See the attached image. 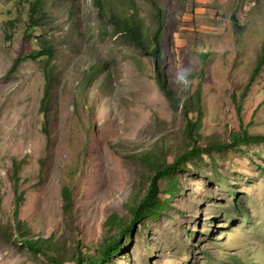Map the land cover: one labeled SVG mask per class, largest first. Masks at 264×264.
<instances>
[{"label": "rangeland", "instance_id": "obj_1", "mask_svg": "<svg viewBox=\"0 0 264 264\" xmlns=\"http://www.w3.org/2000/svg\"><path fill=\"white\" fill-rule=\"evenodd\" d=\"M44 1L45 21L26 40L19 14L3 30L10 3L0 0V264H84L123 226L101 264H264V141L231 140L264 136V64L250 79L264 50V0H103L102 16L95 0ZM152 1L165 15V80L187 99L201 87L196 132L224 146L168 175L157 171L190 150L196 113L170 105L153 58L109 19L128 16L150 44ZM38 35L54 51L47 115L39 62L11 71ZM153 182L158 207H143L132 225Z\"/></svg>", "mask_w": 264, "mask_h": 264}, {"label": "trees", "instance_id": "obj_2", "mask_svg": "<svg viewBox=\"0 0 264 264\" xmlns=\"http://www.w3.org/2000/svg\"><path fill=\"white\" fill-rule=\"evenodd\" d=\"M9 7L6 10V17L2 19V23L6 25L3 30L7 32V27H13L16 23V14H19L24 17L25 20V30H24V39H30V36L33 33H36L37 29L39 30L42 27V24L45 21L46 13L44 10V0H9ZM95 4L97 6L98 13L100 16L104 13V3L103 0H95ZM152 5L155 10V30L154 32H149V42L150 44H147L146 37L142 33V30L139 25L134 24L128 16L120 17L117 14H114V12H111L109 14V19L116 28V31L118 33L124 34L135 46L139 47L142 51L146 50L148 51L149 55L153 58L154 64L156 66V72L158 75V78L163 82V86L165 89V96L168 98L170 105L173 107H183V111L187 113H196L197 119L192 123L189 122L188 127V136L190 143H193L190 150L182 155V157L176 158V160L168 165L165 168L160 169L159 175H168V172H171L172 169L176 170L177 168H180L182 166V163L186 159H191L192 157H198L202 153L208 154L211 150L217 149L221 150L223 149V145H220L218 142H203L201 139V135L196 132L198 126H199V114L200 111V99H199V93L201 87L196 84V90L194 95L187 99L184 92H183V85L178 84L177 86H173L172 84L168 83L167 80H165L164 76V69L161 68V63L163 61L162 57V42H161V32L163 33V29L165 28V15L162 12V10L155 6V2L152 1ZM235 23V20L232 21ZM6 40H10V35H6ZM36 44L35 47L30 49L26 53L20 54L13 62V65L11 66V71H15L17 66L26 60H32L34 62H39L41 65V68L43 70V74L45 77V92L43 95V98L41 100V111L43 114L47 115V111L49 110V90L50 85L52 83V80L54 79V70L49 65L50 60L53 57L54 51L51 46H49L45 40H42L40 35L34 36L33 40ZM147 53V54H148ZM264 64V50L262 51V54L257 62V64L254 67V70L252 71V75L250 79L254 77L255 73L259 71V67ZM89 79H92L95 77V73L98 71L96 67L90 68ZM195 77V74L193 75H187L186 78H190L192 81ZM84 86V85H83ZM184 103L181 104V103ZM47 117V116H45ZM43 131H45L43 127ZM232 143H256L259 141H264V136L260 135H249L245 130L240 131L239 134H233L231 137ZM198 142H201V144L198 145ZM19 163L13 162V190L15 193V202H16V214L21 206V196L18 192V183H17V172L19 170ZM158 175V176H159ZM155 183L153 182V187H151L150 193L146 196V198L142 201L140 207L133 213V219L132 222L134 225L137 221L138 217L140 216L143 207L148 205L149 203H153L152 205L156 208L158 206L155 205L156 201V195L155 192ZM154 188V189H153ZM62 196L64 200V206L65 208L70 207V190L66 187L62 188ZM164 203V205H166ZM155 210L153 209V212ZM16 229L19 231V235L24 233V229L21 228L20 223L17 224ZM127 229V226H123L120 233L116 236H109L105 239L104 243L101 246V249L99 251L98 256L96 258H89L88 261H86L84 264H101L105 259L108 257V255L116 253L118 251L119 243L121 238L125 235V231ZM27 247L32 249L37 254H44L43 251V245L40 241L34 242V241H26L25 242Z\"/></svg>", "mask_w": 264, "mask_h": 264}]
</instances>
